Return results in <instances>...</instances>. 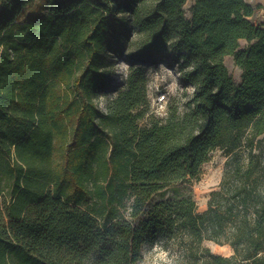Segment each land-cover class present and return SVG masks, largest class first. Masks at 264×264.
I'll list each match as a JSON object with an SVG mask.
<instances>
[{
	"label": "trees",
	"instance_id": "trees-1",
	"mask_svg": "<svg viewBox=\"0 0 264 264\" xmlns=\"http://www.w3.org/2000/svg\"><path fill=\"white\" fill-rule=\"evenodd\" d=\"M36 1L0 0V264H139L159 242L185 264H264L256 8L193 0L188 16L190 0H43L24 15ZM123 60L125 88L104 113ZM168 62L193 96L143 126L147 68ZM216 150L223 177L199 212L190 185Z\"/></svg>",
	"mask_w": 264,
	"mask_h": 264
},
{
	"label": "rangeland",
	"instance_id": "rangeland-1",
	"mask_svg": "<svg viewBox=\"0 0 264 264\" xmlns=\"http://www.w3.org/2000/svg\"><path fill=\"white\" fill-rule=\"evenodd\" d=\"M256 8L254 19L264 25V0H247ZM193 0L186 4L187 15ZM43 0H37L35 4L26 9L24 15L36 12L42 5ZM248 44L241 41V47ZM226 65L229 68L236 83L241 80L242 70L235 64L233 56L226 57ZM158 64L147 68V90L149 99L148 115L142 119L141 125L145 126L152 117L165 121L173 111L180 114L186 111L187 103L193 96L192 87L185 88L182 84L181 74L172 62ZM130 64L125 60L117 66V76L111 90L104 92L99 99L100 109L106 113L107 103L118 95V92L125 88L126 79L129 73ZM227 157L223 150H216L211 154L210 160L203 166L200 180L193 181L190 185L194 198L198 205L199 212H204L208 206V200L213 190L221 183L225 162ZM168 191V195L171 194ZM204 246L213 253L231 256L233 250L228 245H218L212 241H205ZM186 258L182 250L174 242H159L152 246H145L143 260L139 264H185Z\"/></svg>",
	"mask_w": 264,
	"mask_h": 264
}]
</instances>
